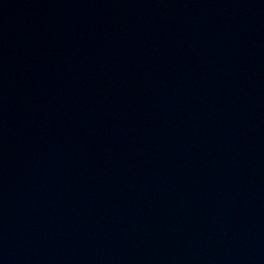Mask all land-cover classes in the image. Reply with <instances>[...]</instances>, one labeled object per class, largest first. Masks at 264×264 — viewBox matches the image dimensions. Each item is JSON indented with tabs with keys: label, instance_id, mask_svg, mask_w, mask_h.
<instances>
[{
	"label": "water",
	"instance_id": "95a60500",
	"mask_svg": "<svg viewBox=\"0 0 264 264\" xmlns=\"http://www.w3.org/2000/svg\"><path fill=\"white\" fill-rule=\"evenodd\" d=\"M0 264H264V0H0Z\"/></svg>",
	"mask_w": 264,
	"mask_h": 264
}]
</instances>
